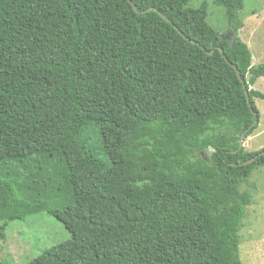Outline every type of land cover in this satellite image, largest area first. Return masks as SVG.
<instances>
[{"label":"trees","instance_id":"obj_1","mask_svg":"<svg viewBox=\"0 0 264 264\" xmlns=\"http://www.w3.org/2000/svg\"><path fill=\"white\" fill-rule=\"evenodd\" d=\"M131 1L0 0V241L47 211L72 238L27 264H242L244 0H214L229 38L206 1Z\"/></svg>","mask_w":264,"mask_h":264},{"label":"rangeland","instance_id":"obj_2","mask_svg":"<svg viewBox=\"0 0 264 264\" xmlns=\"http://www.w3.org/2000/svg\"><path fill=\"white\" fill-rule=\"evenodd\" d=\"M203 1L209 8L207 22L220 35L225 34L222 37L229 38L225 11L214 0H191L188 6L198 8ZM239 16L243 22L240 34L252 52L253 65L264 63V0H244ZM254 88L264 92V76L258 78ZM256 105L260 118L253 134L245 140L248 151L264 148V99L257 98ZM241 191H248L252 196L246 206L243 227L238 232L242 264H264V166L253 170ZM71 238L72 233L57 217L47 211L34 213L26 219L8 222L5 239L0 241V261L27 264L45 250Z\"/></svg>","mask_w":264,"mask_h":264},{"label":"water","instance_id":"obj_3","mask_svg":"<svg viewBox=\"0 0 264 264\" xmlns=\"http://www.w3.org/2000/svg\"><path fill=\"white\" fill-rule=\"evenodd\" d=\"M129 1L132 3L131 0H129ZM134 9H135L137 12H140V11L137 9V7H136L135 5H134ZM151 9H152V8H150L149 10H151ZM144 12H146V11H143V13H144ZM164 18H165L167 21H170L169 18H167V17H165V16H164ZM176 28H177V27H176ZM177 29H178V28H177ZM178 31H179L180 33L183 34V32H182L181 30L178 29ZM184 36H185V35H184ZM185 37H186V36H185ZM186 38H188V37H186ZM188 39H189V38H188ZM192 41H193V40H192ZM220 50L223 52V49H222V48H220ZM209 53L212 54L213 51H211V52H209ZM234 68H235V70L237 71L239 78L242 80L238 68H237L236 66H234ZM243 86H244V91H245V94H246V97H247V101H248L249 106L251 107V110L253 111L254 116H255V121H254L253 124L251 125V127H254V126L257 124L258 119H259V118H258V113H257L256 111H254V109L252 108V104H251V100H250V95H249V91H248V89H247V87H246V84L243 83ZM247 132H248V129L242 133V135H241V137H240V145H239L238 150H236V151H239L240 149H242V148L245 146V139H246ZM260 155H264V151H262V152H261L259 155H257L256 157H254V158L248 160L247 162H245L244 165L251 164V163L254 162V161L256 160V158L259 157Z\"/></svg>","mask_w":264,"mask_h":264}]
</instances>
